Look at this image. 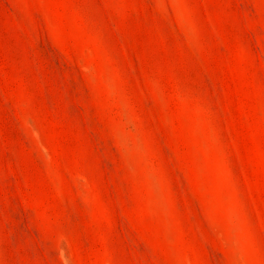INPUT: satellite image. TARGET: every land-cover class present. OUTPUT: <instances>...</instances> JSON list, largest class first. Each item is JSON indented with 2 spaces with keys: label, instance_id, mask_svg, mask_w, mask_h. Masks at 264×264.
Instances as JSON below:
<instances>
[{
  "label": "rangeland",
  "instance_id": "obj_1",
  "mask_svg": "<svg viewBox=\"0 0 264 264\" xmlns=\"http://www.w3.org/2000/svg\"><path fill=\"white\" fill-rule=\"evenodd\" d=\"M0 264H264V0H0Z\"/></svg>",
  "mask_w": 264,
  "mask_h": 264
}]
</instances>
